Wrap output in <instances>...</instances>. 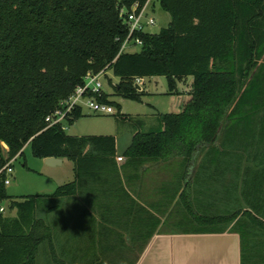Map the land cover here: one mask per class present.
<instances>
[{
    "label": "trees",
    "instance_id": "16d2710c",
    "mask_svg": "<svg viewBox=\"0 0 264 264\" xmlns=\"http://www.w3.org/2000/svg\"><path fill=\"white\" fill-rule=\"evenodd\" d=\"M147 1L0 0V209L10 201L17 211H0V264H39L47 244L55 264H105L79 261L82 250L55 252L64 233L48 218L56 200L72 198L88 199L100 227L107 217L121 223V264L136 263L166 212L174 234L237 232L243 264H264V0H159L168 27L119 56L128 35L121 12ZM104 71L120 80L117 96L136 102L139 79L165 77L176 94L177 82L193 78L179 113L160 116L161 130L135 133L121 174L114 137L70 136L45 122L87 74ZM97 100L122 109L105 92ZM72 116L69 126L82 109ZM27 146L36 159L71 162L74 181L52 195L10 197L4 169ZM234 194L237 209L224 207Z\"/></svg>",
    "mask_w": 264,
    "mask_h": 264
},
{
    "label": "rangeland",
    "instance_id": "374dc122",
    "mask_svg": "<svg viewBox=\"0 0 264 264\" xmlns=\"http://www.w3.org/2000/svg\"><path fill=\"white\" fill-rule=\"evenodd\" d=\"M148 11H152V15L156 19V26L154 29H151L152 34H157L162 29L168 27L171 18L167 13L161 10L158 2H155ZM130 50L133 53L140 51L139 48ZM119 82L120 80L114 76L112 71H107L106 75L101 77L104 92L109 95L112 101L122 107L121 111L115 108L114 115H103L89 112L88 109L83 107L84 116L75 122L74 125H70L67 131V134L70 136L115 137L117 141L118 158L121 157V152L131 145L133 136L136 132L161 130L162 126L159 121L160 116L165 114H177L181 111L184 103L189 99L188 93L192 90L193 78L177 82V88L174 91V93L178 92L176 94H171L167 78H147L143 81L142 86H140L141 90L139 89V92L145 93L141 102L125 100L117 96L115 87L118 86ZM5 149L8 151V148L5 147ZM118 158L116 159L117 163H121L123 166L127 163L126 159L123 158L124 162H120ZM11 165H13V173L9 175L10 185L6 186V189L10 197L18 200L30 196L52 195L58 187L64 186L74 180V174L72 176L73 165L71 162L67 160L66 164L57 168L48 167L45 160L33 157L30 146L24 149V155L22 157H17L15 160L11 161ZM251 179V181H254V178ZM257 180H259V178H257ZM86 203L87 202L76 198H72L71 200L60 199L53 203L54 206L61 208L51 213L48 221L59 224L62 220V223H66L64 226L67 227L70 226V222L76 223L74 232L71 230L73 233L72 235L66 237H63L64 234L58 237L56 236L58 243H62L60 239L77 238L78 240L73 246L63 241L65 247L63 250L64 252L60 250V246L56 244L54 247L55 252L58 253L61 251L58 253L59 255L66 253L71 257L72 255H81L82 250L85 254L79 256V261L81 257H85L84 259H86V262L93 261L99 263L104 260L106 262L105 264H121V258L116 259V256H121V223H112L114 227L108 221L109 218L107 217V220L104 221L100 227L99 221L94 220L95 217H98L97 215H99V213L93 211V214L84 215ZM1 207L4 209L2 213L5 217L15 218L17 216V211L11 210L10 201L3 202ZM76 207L80 209L79 211L75 209V213H73ZM46 215V212L40 213V215L38 214V218H45ZM70 219H72V221H70ZM172 219L176 222L174 218ZM85 220H87L88 225H86ZM110 221H113V219ZM233 226L235 227L234 223L223 225L222 227H225L224 229H230ZM114 228H117L120 233L113 232ZM162 228H164L163 225H161L160 228V230H162L161 233L170 232L173 227L169 225L168 228ZM173 230L177 229L174 228ZM68 233L70 234V231H68ZM50 250L48 244L41 247L39 264H55ZM256 260L257 259L252 258V264H256Z\"/></svg>",
    "mask_w": 264,
    "mask_h": 264
},
{
    "label": "crops",
    "instance_id": "0c3cea01",
    "mask_svg": "<svg viewBox=\"0 0 264 264\" xmlns=\"http://www.w3.org/2000/svg\"><path fill=\"white\" fill-rule=\"evenodd\" d=\"M81 109L83 115L84 110L83 108ZM75 137H80V136H75ZM99 137H110V136H99ZM64 164H66V160H63V165ZM126 164L124 166H126ZM117 166L121 174L122 172L121 170L123 169L124 166L121 165V163H117ZM73 174L74 173L72 166V176ZM58 188L56 189V191L58 190ZM88 196L90 195L89 194L86 195V197ZM224 199L226 198L224 197ZM236 199H237V195L234 194L228 200H225L223 202L225 203V205H227L224 207L230 208L231 210L237 209L238 202L236 201ZM87 200L88 199L86 198L85 202H87ZM81 201L84 200L81 199ZM86 204L87 205L85 206L84 209L85 215L93 214V209L88 205V203ZM77 208L78 207L74 208L73 213H75V209L79 211L80 208L79 209ZM249 210L253 212L251 209ZM155 215L157 214L155 213ZM168 215L169 214L167 212L166 214L161 215L162 225L164 228H166L164 222L167 219ZM70 221H72V219H70ZM59 224L58 223L55 224L56 229L60 233H64L63 237L72 235L73 234L72 231L74 232V229L76 228L75 222H70L69 227L64 226L66 225V223L65 222L62 223V220L59 222ZM86 225H88L87 221H86ZM68 231H70V234L68 233ZM60 241H62V243L63 241H65V243L70 246H73L75 243L78 242L77 238L60 239ZM56 244L59 245L58 239H55V245ZM135 264H243V240L239 233L232 232L229 230H226L225 232H221V233H204V234H195V233L174 234L171 231L163 232V233L157 232L149 239L143 252L138 255Z\"/></svg>",
    "mask_w": 264,
    "mask_h": 264
},
{
    "label": "built area",
    "instance_id": "2783aa9c",
    "mask_svg": "<svg viewBox=\"0 0 264 264\" xmlns=\"http://www.w3.org/2000/svg\"><path fill=\"white\" fill-rule=\"evenodd\" d=\"M159 0H148L147 3L141 8L138 4L134 5L130 11H122L121 15L124 19V23L128 27V35L124 40L119 56L126 53H133L130 49H141L144 45L142 36L154 35L151 29L156 26V19L152 15V11H148L149 8ZM106 75V72L101 74L89 73L85 77V84L76 89L73 95L60 103L59 107L50 115L47 116L45 122L47 129L53 127H61L64 131H68V122L73 119V113L78 108L85 107L90 112L103 115H114L115 108L109 104H102L97 100V97L103 96V85L101 83V77ZM144 80H137L136 85L140 88ZM121 162L123 158H118ZM9 177L13 173L11 163L4 169ZM6 186L10 185L9 178L5 182ZM4 212V209H0Z\"/></svg>",
    "mask_w": 264,
    "mask_h": 264
},
{
    "label": "water",
    "instance_id": "95a60500",
    "mask_svg": "<svg viewBox=\"0 0 264 264\" xmlns=\"http://www.w3.org/2000/svg\"><path fill=\"white\" fill-rule=\"evenodd\" d=\"M137 88L139 89V87ZM45 163L48 167L56 168L63 165V160L57 158H48L45 160Z\"/></svg>",
    "mask_w": 264,
    "mask_h": 264
}]
</instances>
